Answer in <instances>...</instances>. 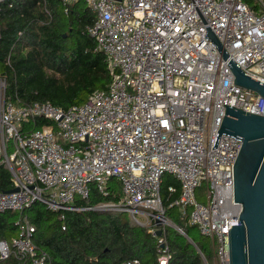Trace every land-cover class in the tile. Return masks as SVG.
I'll return each mask as SVG.
<instances>
[{"label":"built area","instance_id":"1","mask_svg":"<svg viewBox=\"0 0 264 264\" xmlns=\"http://www.w3.org/2000/svg\"><path fill=\"white\" fill-rule=\"evenodd\" d=\"M85 2L94 14L88 29L107 56L111 82L65 108L49 100L17 103L0 77V163L17 188L0 191V212H22L41 201L54 211L125 214L157 239L158 264H169L167 227L188 236L168 216L174 207L212 241V264H230L229 229L242 207L234 199L233 164L242 139L222 133L213 143L224 103L264 115V96L235 83L232 70L234 62L264 81V0ZM36 119L44 120L42 126H29ZM167 174L182 190L168 206L161 194ZM113 179L119 200L78 202L90 196L92 184L109 193ZM168 189L176 191L173 184ZM15 223L16 235L0 240V261L15 255L51 264L35 244L29 217ZM119 264L145 263L133 258Z\"/></svg>","mask_w":264,"mask_h":264},{"label":"trees","instance_id":"2","mask_svg":"<svg viewBox=\"0 0 264 264\" xmlns=\"http://www.w3.org/2000/svg\"><path fill=\"white\" fill-rule=\"evenodd\" d=\"M248 2L254 4V0ZM93 18L85 0L70 4L63 0H0V77L6 79V96L17 103L49 100L67 108L85 101L92 91L107 88L112 77L107 56L88 29ZM43 122L36 119L29 126L38 128ZM170 184L176 187L175 192L169 191ZM12 188V174L0 163V191ZM110 189L103 194L92 184L90 196L78 202L94 205L119 200L116 179ZM181 191L179 180L170 174L164 177L161 194L165 205L178 198ZM167 213L193 240L168 226L165 234L172 253L169 264H206L203 255L212 264L210 238L183 220L177 208ZM24 214L35 225L36 246L49 253L51 264H119L133 258L158 264L157 239L148 228L112 211H54L36 201L22 212H0V240L16 235L15 222ZM0 264L29 263L11 255Z\"/></svg>","mask_w":264,"mask_h":264},{"label":"water","instance_id":"3","mask_svg":"<svg viewBox=\"0 0 264 264\" xmlns=\"http://www.w3.org/2000/svg\"><path fill=\"white\" fill-rule=\"evenodd\" d=\"M210 35L221 48L216 35L213 32ZM232 70L235 83L264 96V81L246 74L234 62ZM224 105L226 114L213 147L217 146L222 133L242 139L233 164L234 199L242 207L238 224H232L229 229L230 264H264V115Z\"/></svg>","mask_w":264,"mask_h":264},{"label":"rangeland","instance_id":"4","mask_svg":"<svg viewBox=\"0 0 264 264\" xmlns=\"http://www.w3.org/2000/svg\"><path fill=\"white\" fill-rule=\"evenodd\" d=\"M169 174H167L166 176H168ZM205 191V187H202L199 189V192H198V197L201 198V195L203 194V192ZM202 200V199H201Z\"/></svg>","mask_w":264,"mask_h":264}]
</instances>
